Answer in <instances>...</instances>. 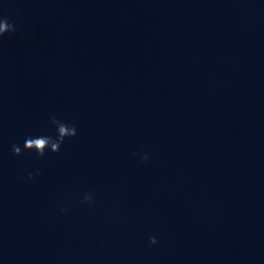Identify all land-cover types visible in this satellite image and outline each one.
I'll use <instances>...</instances> for the list:
<instances>
[{
    "label": "clouds",
    "instance_id": "obj_1",
    "mask_svg": "<svg viewBox=\"0 0 264 264\" xmlns=\"http://www.w3.org/2000/svg\"><path fill=\"white\" fill-rule=\"evenodd\" d=\"M16 31V27L13 23H10L6 18H0V38H2L6 33H12ZM51 124L55 126L56 135H39V136H28L25 138L23 143V148L18 144L12 145V152L14 155H21L23 151H34L39 157H43L46 151L51 153H58L61 149L62 144L66 139L75 137L77 135V129L75 125L67 124L56 117L50 118ZM141 162H146L148 160L147 154L140 155ZM35 175H40L37 170ZM34 178L33 172H27V179L32 180ZM92 194H86L81 201V203H91ZM66 208H62L61 212H66ZM157 239L155 236L149 238V244L155 245Z\"/></svg>",
    "mask_w": 264,
    "mask_h": 264
}]
</instances>
